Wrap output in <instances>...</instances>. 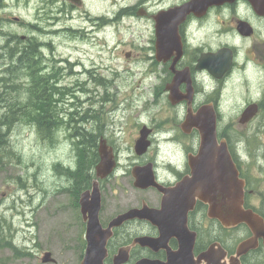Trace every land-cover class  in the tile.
<instances>
[{
  "label": "flooded vegetation",
  "instance_id": "flooded-vegetation-1",
  "mask_svg": "<svg viewBox=\"0 0 264 264\" xmlns=\"http://www.w3.org/2000/svg\"><path fill=\"white\" fill-rule=\"evenodd\" d=\"M20 1L0 0V65L9 64L17 85L35 87L45 79L61 88L67 74H78L74 84L80 89L89 63L100 81L113 88L102 93L101 122L95 117L88 122L97 138L107 140L116 163L99 180L104 227L131 209L162 210L164 191L174 192L192 176L191 163L201 146L198 124L189 117L197 120L203 107L245 184V208L264 217L257 188L264 186V145L243 141L244 135L264 131V0H214L190 12L184 8L194 0ZM93 51L107 54L112 64L98 67L85 59ZM57 56L65 63H56ZM17 57L23 59L12 64ZM249 107L257 114L242 123ZM144 126L151 145L138 152ZM99 140L83 163L69 160L75 168L94 166L92 178L90 172L84 179L76 177L67 192L75 194L96 179ZM146 166L152 168L155 185L137 188L133 169ZM198 196L193 191V204L188 199L155 225L135 218L114 228L105 264H115L121 249L122 264H264V236L210 218ZM73 208H79L76 199ZM85 225L81 219L80 229Z\"/></svg>",
  "mask_w": 264,
  "mask_h": 264
},
{
  "label": "rangeland",
  "instance_id": "rangeland-1",
  "mask_svg": "<svg viewBox=\"0 0 264 264\" xmlns=\"http://www.w3.org/2000/svg\"><path fill=\"white\" fill-rule=\"evenodd\" d=\"M20 2L25 3V0ZM108 57L107 54L100 55L93 51L85 59L91 58L99 67L101 64H112ZM87 66L91 64L87 63ZM90 68L96 71L95 67ZM67 70L73 71L74 68L68 66ZM76 75L67 74L69 80L60 88L62 91L66 87L72 89L66 91L70 95L66 104L61 106L67 111H74L71 104L76 99L72 95H77L82 101L92 98L91 94L78 93L80 89L74 84ZM87 88H96L99 94L103 93L100 86L88 85ZM90 105L88 101L83 109ZM3 107L0 105V113ZM144 119L147 120L146 117ZM28 123L30 120L10 132L4 148L12 153L8 156L6 151H0V213L3 215L0 264H43L45 252L52 253L56 260L54 264H81L84 233H81L73 208L74 196L71 193L59 194L56 190L58 185H55L58 179L53 178L55 172L50 168V177L48 171L49 166L68 153L70 141L66 142V138L69 136L65 138L59 135L58 144L53 148L49 140L35 128L26 125ZM6 127L8 125H1L0 128ZM53 129V132L59 130L60 124L56 123ZM125 139L130 142L129 137ZM253 141L258 146L264 145V131H259ZM257 188L259 198L264 199V186ZM50 190L51 196L48 195Z\"/></svg>",
  "mask_w": 264,
  "mask_h": 264
},
{
  "label": "bare ground",
  "instance_id": "bare-ground-1",
  "mask_svg": "<svg viewBox=\"0 0 264 264\" xmlns=\"http://www.w3.org/2000/svg\"><path fill=\"white\" fill-rule=\"evenodd\" d=\"M23 28L26 29L25 27H23ZM0 35H1L0 37H2V35H4V32H2V33L0 32ZM21 58L22 57H17L15 59L14 63H12V64L18 63L19 59H21ZM54 60L56 63H65V60L63 59V57L61 58V57L57 56V58H55ZM8 65L9 64H1L0 65V105L4 106L2 112L0 113V127H1V125H8V127H6V128H0V133L4 137L3 138V144H8L7 137H9V134L13 129H15L16 127L23 126L29 120H30V123H28L26 125L30 126L31 128H35L36 131L38 130L46 139L49 140V142L53 146V148H55L58 144V136L59 135L61 137H65V138L69 136V138H66V142L70 141L69 147H67L68 153L62 159L55 161L51 166L48 167L49 168L48 169L49 176L51 177L50 168H52V170H54V172H55V174L53 175V178L58 179L55 182V185H58V187H56V190H58V193L59 194L69 193L66 190L69 189V187H72L73 182L75 181L76 177H83L82 179H84L85 174H87L88 172H90V175H91L92 168L94 166V164H93V165H90V167H85V165L83 164V165L77 166V168H75L69 164V160L70 159L74 160L77 158L78 162L83 163L85 161V159L87 158V157L85 158V155L87 154V152L89 153V156H90V154H93V151L91 148L96 146L97 141L100 139V138H97L95 136V134L92 132V129H91L88 122H89V120H91L94 117L97 119V121L101 122V114L99 112V109L102 105V102L106 98L102 96V93L99 94V92H98L99 89L98 90L96 88L88 89L87 86L90 83L91 84L94 83V85L97 88L99 86L102 87L103 92H108L110 90V85H109V83H107L105 81H100L101 79H99V77L97 75V71L92 70L93 68H90L92 66H89L88 68L83 70V72L81 74L82 84L80 86V90L78 91V93H80V94H91L92 98L87 99L85 101H82L77 95H72V98L76 99L74 101V103L71 104L72 105L71 110H74V111H67L66 109H64L61 106L63 104H66L67 98L70 95V93H66V91H72V89H70L69 87H66L62 91V89H60L59 87L51 86L50 81L45 80V79L38 80L37 86H35V87H31V86L22 87L20 84L17 85L15 83V81L12 79V77L10 75V71L8 69ZM83 75H86V78H83ZM129 88H130V86L127 89H129ZM34 89L43 90L44 91L43 97L42 98H38V97L36 98L33 94L32 98H30V95H29L30 90H34ZM101 91H102V89H101ZM22 96H24V97H22ZM31 99L34 101V103H31V101H32ZM88 101L91 102V105L86 110H84L83 106ZM36 105H38V108H36ZM80 107H81V110H80ZM203 108H206V110L208 111L207 107H203ZM199 112H198V114H199ZM198 114H197V116H198ZM256 114H257V111H256ZM209 116H210V114L208 112L207 114H204L202 116V119L206 120ZM80 117H83L84 120L81 121ZM35 118L42 119V124H39L37 119H36V122H37V124H36L33 120ZM56 123L60 124V129L53 132V130H54L53 128L55 127ZM79 124H80V126L73 130V126L79 125ZM39 126L42 127L43 129H40ZM198 128L200 131V129L203 127L198 124ZM51 131H52V133H51ZM74 134H75V136H74ZM144 134L147 135L146 141L149 143L148 148L150 147V145H151V142L149 140L150 130L147 126H144L140 130L138 139L136 141V148H137L138 143L143 138ZM256 134L257 133H254L252 136L244 135L243 141L245 142V144L250 145V146H258L253 141ZM85 135L86 136L90 135L87 137L90 139V141H88L87 138H84ZM216 138H217V136H216ZM249 140H250V142H249ZM217 141H218V139H217ZM80 142H83V144L78 145V143H80ZM102 142H105V144H106L105 151L107 152V161H110L113 163V166L111 167L110 171L107 174H103V173H101V171L98 172V170H97V168L100 166V164L102 162V155H101V144H102ZM222 142H226V140H222L221 142L218 141L219 144H221ZM161 143L162 142H158V141L156 142L157 145H161ZM98 146H99L98 151H99V156H100V162L94 168V172L96 174V179L91 180L87 186L80 184L81 188L75 194L72 193V195L74 196V199H76V201L79 205V208L77 210H75L77 213V219H78L79 225H80L81 219L86 224L85 229L81 230V233L82 234L84 233V235H82V239H83L82 240V246H83L82 251H84L86 249V246H87L86 233L88 230V223H89V219L87 218V217H89V214L84 215L82 213V205H81L82 196L87 192H90L92 195L93 191H94V186L96 185L97 196L100 197V203H101V192H100V188H99V180L105 179L107 176H109L113 172V170L116 166V163L114 161V155H113L110 147L107 144V140L105 138L100 139L98 142ZM200 146H201V133H200ZM227 147H228V144H227ZM148 148H146V150ZM146 150L141 151V152H145ZM4 151H6V154L8 156L12 153V152L6 150L5 148H4ZM106 164H107V162H106ZM147 168H149L151 175L153 176L151 166L133 169V176H134V180H135L134 185L137 188H146L143 186H137L136 175L144 176L147 173L146 172ZM78 170H80V171L78 172ZM192 176H193V174H192ZM191 177L184 179L183 182L180 183L177 187H179L182 184H185V181L190 179ZM91 178H92V175H91ZM88 179H90V178H88ZM153 181H154V177H153ZM48 195L49 196L52 195L51 190L49 191ZM95 198H97V197L94 195L93 199H95ZM244 208H245V205H244ZM144 209H151V208L147 207ZM208 209H209V207H208ZM132 210H142V209H131L130 211H132ZM246 210H252V209H246ZM130 211H128V212H130ZM252 211L254 213L258 214L263 219V222H264V217L262 215L255 212L254 210H252ZM99 212H100V209H99ZM99 212H98V218H99ZM128 212H126V213H128ZM126 213H122V214H119L118 216H116L114 219L111 220V222L106 227H104L102 225L101 220L99 218V221H100L102 228L107 229L110 226V224L116 218H118L119 216L126 214ZM0 215H1V217H0V232L2 233L3 232V226L1 227V223H2L3 215L1 213H0ZM121 225H119V226H121ZM242 225L247 226L246 224H240L237 226H242ZM119 226H115L112 228V236H113L114 228H117ZM237 226H235V227H237ZM235 227H229V228H235ZM248 228H250V227H248ZM262 230H264V228H262ZM257 234L264 236V231L258 232ZM151 242H154V243H151ZM146 243L154 245L155 240H147ZM121 250H123V249H121ZM46 253H51V252H45L44 256ZM44 256H43V258H44ZM127 256H128V253H127ZM43 258H42V260H43ZM52 259L54 260V262H52V263H43V261H42V263L43 264H54L56 262V260L53 258V255H52Z\"/></svg>",
  "mask_w": 264,
  "mask_h": 264
},
{
  "label": "water",
  "instance_id": "water-1",
  "mask_svg": "<svg viewBox=\"0 0 264 264\" xmlns=\"http://www.w3.org/2000/svg\"><path fill=\"white\" fill-rule=\"evenodd\" d=\"M212 1L214 0H194L185 6L184 10L187 12L194 11L196 4H207ZM207 113L206 108H203L199 112L197 120L196 117H189L190 122L197 123L203 127L200 129L201 148L198 156L191 163L193 176L186 180L185 184L177 187L174 192L164 191L165 197L162 210H132L116 218L107 229H103L98 218L100 197L97 196L96 185L94 186L92 195L90 192H87L82 196V213L84 215L89 214V217H87L89 223L86 233L87 246L81 264H104L108 256L107 244L112 237L113 227L134 218H145L155 225L159 220L170 218L171 210L181 209L183 202L188 201V199L191 198L190 204H193V191H197L199 199L208 205L209 217L219 220L227 228L246 224L256 233L264 231L262 230L264 228L263 219L252 210L244 208L245 184L239 178V173L231 158L227 143L222 142L219 144L217 141L214 118L212 117L211 120L202 119V116ZM255 115L256 109L249 107L245 110L241 122L247 123ZM146 137L147 135L144 134L138 143V152L148 148L149 143L146 141ZM105 147V142H102V162L97 168L98 172L101 171L103 174H107L113 166L112 162L107 161ZM146 172L144 176L136 175L137 186L149 187L155 185L149 168H147ZM160 190L162 189L160 188ZM94 195L97 198L93 199ZM174 200L176 203L173 202ZM124 260V250H120L115 257V264H122ZM42 261L43 263L54 262L52 254L46 253ZM141 264L146 263L142 262Z\"/></svg>",
  "mask_w": 264,
  "mask_h": 264
},
{
  "label": "trees",
  "instance_id": "trees-1",
  "mask_svg": "<svg viewBox=\"0 0 264 264\" xmlns=\"http://www.w3.org/2000/svg\"><path fill=\"white\" fill-rule=\"evenodd\" d=\"M36 93V94H35ZM43 93H44V91L43 90H41V89H34V90H30V93H29V95H30V98H32V95L34 94V96L37 98H42L43 97ZM32 100V99H31ZM31 103H34V101L32 100L31 101ZM36 108H38V105H36ZM41 110V109H40ZM36 119L37 118H35V119H33L34 120V122L37 124V122H36ZM37 121H38V123L39 124H42V119H37ZM39 128L40 129H43L42 127H40L39 126ZM7 135V134H6ZM3 136L1 135V133H0V151L1 150H4V146H5V144H3ZM7 139H8V137H7ZM87 140L88 141H90V139L89 138H87ZM82 145L83 144V142H80V143H78V145ZM0 217H1V215H0ZM1 232H0V236H1Z\"/></svg>",
  "mask_w": 264,
  "mask_h": 264
}]
</instances>
